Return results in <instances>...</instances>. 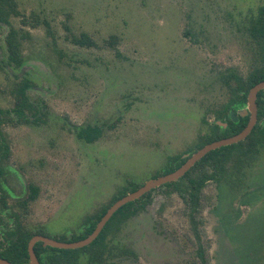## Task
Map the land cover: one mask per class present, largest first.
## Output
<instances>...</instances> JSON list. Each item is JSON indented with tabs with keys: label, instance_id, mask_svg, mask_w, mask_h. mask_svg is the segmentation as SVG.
<instances>
[{
	"label": "rangeland",
	"instance_id": "374dc122",
	"mask_svg": "<svg viewBox=\"0 0 264 264\" xmlns=\"http://www.w3.org/2000/svg\"><path fill=\"white\" fill-rule=\"evenodd\" d=\"M15 1L19 67L0 24V129L10 148L0 249L18 225L76 242L121 189L195 149L230 97L222 74L246 78L259 64L247 28L264 0ZM82 34L95 45L74 44ZM24 81L29 122L13 112ZM87 127L102 131L92 144L77 136ZM228 170L220 187L208 183L196 223L177 193L157 188L108 240L115 263L202 264V249L208 264H264V147L254 163Z\"/></svg>",
	"mask_w": 264,
	"mask_h": 264
},
{
	"label": "trees",
	"instance_id": "16d2710c",
	"mask_svg": "<svg viewBox=\"0 0 264 264\" xmlns=\"http://www.w3.org/2000/svg\"><path fill=\"white\" fill-rule=\"evenodd\" d=\"M20 15L21 13L15 0H0V24L8 26L10 29L6 38L9 63L10 65H15L17 67L23 64L21 43L19 40L25 39V35L20 34V32L14 28L12 20ZM249 20L250 25L247 30L249 31L253 41L258 46L259 51V64L257 68L250 72L246 78H243L240 74L232 70L228 72V75L222 74L221 79H223L225 86L227 85V87L230 88V97L220 109L212 110V114L216 117V119L215 122L209 126L208 133H205L199 138L195 149H189L184 153L170 157L164 170L156 175L154 179L173 173L183 166L188 160V158H184V155L189 154L192 156V154L212 142L235 136L242 132L248 125L250 116L248 115L246 117H242L237 114V108H246L248 104L249 91L255 85L264 81V4L259 7L256 14ZM73 43L82 47H93L95 45L89 36L84 34H82L80 38H74ZM29 88L30 83L28 81L22 82L19 87H17L16 104L13 109V112L16 113L22 120H25V122H29V119L26 118L25 112L32 110V105L28 97ZM257 104L258 122L251 134L244 141L211 151L178 181L159 187L167 188L168 190L178 194V196L190 208V215L193 223H196L195 216L200 212L204 190L208 183L213 182L217 185V187H220V185L224 183L223 181L227 180L229 166L233 165L236 169H239L244 164L250 165L254 163L260 149L264 147V91L259 93ZM232 112H236L235 118H237L238 121L233 119L231 114ZM218 122L226 124V127L219 125ZM101 135L102 131L100 129L92 127L84 128L77 133L80 140L89 144L99 140ZM9 155L10 148L4 143V136L0 129V178L4 173L1 163L6 160ZM140 187H142V185L129 183L127 187L121 189L111 200L109 205L104 206L102 211L96 215L95 218H88L86 220L84 234L77 236L75 241L85 239L92 234L98 223L113 204L126 196L128 193L137 191ZM155 191L156 189L142 196L140 199L128 203L120 208L106 224L98 238L89 246L80 248L81 250L75 249L72 251L55 248H51V250L59 252L61 254L60 256H62L61 258H66V261H68L69 264L72 262L71 257L76 258L82 251H86L89 254L88 257L90 258V264H109L107 259L104 257L105 254L112 252V247L110 244L108 245V240L111 237H114L120 230V227L130 220V218L136 216L146 207V204L151 199V196ZM35 199L36 189H32V195L28 198V202H32ZM1 201L3 205L6 206L5 197H2ZM19 226L20 225H18L16 231L9 233L6 247H3L2 250H0V257L7 259L13 264H23L25 257H28L27 247L29 241L35 235L26 231H21L22 228ZM37 234H42V232L40 231ZM61 242L65 241L62 240ZM42 248L43 243L41 242L37 243L35 246L36 252L42 251ZM199 257L202 264H208L205 253L202 249H200ZM61 258L52 260V264H61ZM110 264L116 263L110 262Z\"/></svg>",
	"mask_w": 264,
	"mask_h": 264
},
{
	"label": "water",
	"instance_id": "95a60500",
	"mask_svg": "<svg viewBox=\"0 0 264 264\" xmlns=\"http://www.w3.org/2000/svg\"><path fill=\"white\" fill-rule=\"evenodd\" d=\"M261 91H264V81L258 83L253 88H251L248 94V104H247L246 109L239 111V115H241L242 117H246L248 115L250 116L249 123L242 132H240L239 134L235 136L212 142L204 146L202 149H200L196 153L192 154V156H190L189 154L184 155V158H188V160L179 169H177L173 173L167 174L165 176H161L157 179L150 180L146 182L142 187H140L137 191L128 193L126 196L118 200L115 204H113L108 209L107 213L103 216L101 221L98 223L93 233L90 234L85 239H82L80 241H76L73 243H68V242L56 241L51 238L40 236V235L32 238L29 243V256L33 264H39V261L34 251V246L38 242H42L45 247H52V248L62 249V250H74V249H80V248L89 246L98 238V236L101 234L106 224L110 221L113 215L120 208H122L128 203H131V202H134L140 199L142 196L146 195L147 193H149L150 191L154 189H157L165 184L178 181L192 167H194L196 163H198L203 157H205L211 151L244 141L251 134V132L253 131V129L255 128L258 122L257 99ZM232 117L235 121H238L237 118H235L234 113H232ZM218 124L226 127V124H222L221 122H218ZM0 264H12V263L0 258Z\"/></svg>",
	"mask_w": 264,
	"mask_h": 264
},
{
	"label": "flooded vegetation",
	"instance_id": "af4514ba",
	"mask_svg": "<svg viewBox=\"0 0 264 264\" xmlns=\"http://www.w3.org/2000/svg\"><path fill=\"white\" fill-rule=\"evenodd\" d=\"M39 235L40 236H45V235H42V234H35L32 238H34L35 236H39ZM30 241H29V243H30ZM35 246H34V251H35V254H36L37 259L39 261V264H52V262H53L52 260L59 259V258L62 257V256H60L61 254L59 252L52 251L51 250L52 247H45L43 245L42 251L36 252ZM0 250H2V248ZM39 250H40V248H39ZM60 250H62V249H60ZM27 252H28V257H25L23 264H33V262L31 261V258L29 256V244H28V247H27ZM115 253H117V252L112 249L111 253H107L108 255L107 254L104 255V257L107 259V262L109 264H110V262L115 263V260H116L115 255H117ZM122 258H124V257H122ZM2 259L7 260L5 258H2ZM71 260H72V262H70V264H74L73 262H76L77 264H90V258L89 257H86V258L84 257V259H83L82 255H78L76 258L75 257L74 258L71 257ZM60 261H61V264H69V262L66 261V258H64V257L61 258Z\"/></svg>",
	"mask_w": 264,
	"mask_h": 264
}]
</instances>
